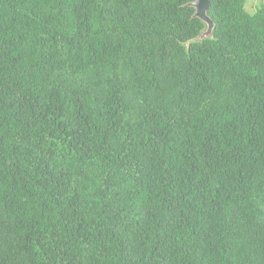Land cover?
Instances as JSON below:
<instances>
[{
	"label": "trees",
	"instance_id": "trees-1",
	"mask_svg": "<svg viewBox=\"0 0 264 264\" xmlns=\"http://www.w3.org/2000/svg\"><path fill=\"white\" fill-rule=\"evenodd\" d=\"M191 1L0 0V264H264V2Z\"/></svg>",
	"mask_w": 264,
	"mask_h": 264
},
{
	"label": "water",
	"instance_id": "water-1",
	"mask_svg": "<svg viewBox=\"0 0 264 264\" xmlns=\"http://www.w3.org/2000/svg\"><path fill=\"white\" fill-rule=\"evenodd\" d=\"M187 5L194 9L193 16L198 18L203 23V29L196 37L188 40L185 44L188 46L189 43H197L213 39L215 25L208 14L210 0H193L187 3Z\"/></svg>",
	"mask_w": 264,
	"mask_h": 264
},
{
	"label": "rangeland",
	"instance_id": "rangeland-1",
	"mask_svg": "<svg viewBox=\"0 0 264 264\" xmlns=\"http://www.w3.org/2000/svg\"><path fill=\"white\" fill-rule=\"evenodd\" d=\"M264 2V0H247V2L245 3V10L247 12H254L256 8H258L260 6V4H262ZM126 101L130 106V110L127 113V118L129 120H132L136 114L139 113L140 111V106L138 104L137 99L135 98L133 92L128 89L126 91Z\"/></svg>",
	"mask_w": 264,
	"mask_h": 264
}]
</instances>
